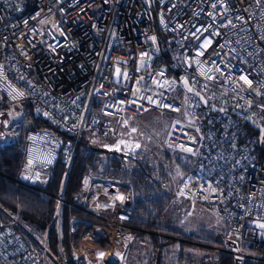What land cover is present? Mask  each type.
Instances as JSON below:
<instances>
[{"label":"built area","instance_id":"obj_1","mask_svg":"<svg viewBox=\"0 0 264 264\" xmlns=\"http://www.w3.org/2000/svg\"><path fill=\"white\" fill-rule=\"evenodd\" d=\"M213 2L0 0V118L11 105L29 102L32 107L23 121L22 159L12 180L18 186L94 218L73 219L76 244L77 234L81 236L84 230L94 228V224L107 230L110 220L102 217L106 213L99 212L107 206L116 218V242L128 241L131 246L134 236L130 229L125 233L132 218L127 205L131 196L121 192L118 186L95 182L89 176L84 177L81 191L72 201L48 193L45 187L59 159L71 158L74 140L83 132L108 131L105 118H138L149 110L182 115L184 105L177 93L188 79L209 104L228 112L220 114L212 113L209 107L202 109L200 138L195 144L189 139L187 129L174 128L167 152H180L183 144L193 148L195 158L194 168L184 175L176 195L186 199L189 214L201 208L214 213L227 225L223 247H216L217 251L231 255L235 264H244L246 260L264 262V229L258 227L264 223V138L260 142L258 135L243 128L248 118L264 124V0L260 4L256 0H226L229 18L243 19L233 20L235 28L221 27L219 31L223 35H217L198 57L200 61L217 60L221 65L230 61L217 82L201 77L202 68L193 63L199 41L182 39L181 32L174 30L183 25V36H188L194 30L193 24H210L209 14H216L211 7ZM205 36L207 32L201 40ZM162 39L180 72L178 76L170 75L168 67L157 64L164 53ZM229 40V48H236L239 59L229 48L223 49L227 54L220 57L213 53V49L221 51L217 45ZM54 44L57 46L53 51ZM185 58L193 63L192 67H188ZM116 68L121 74L127 73V77L121 75L117 79ZM241 69L252 81L251 86L240 80ZM161 72L163 76L159 75ZM193 76L199 84L193 82ZM160 80L167 81L170 87H158L155 81ZM138 81L149 87H140ZM205 84L207 90L201 91ZM138 87L142 95L163 93L164 102L171 107L140 101L146 110H138L136 105L114 109V101L119 107L118 102L131 100ZM94 101L99 102L103 120L92 115ZM201 104L195 103V114ZM37 119L54 128L38 127ZM182 188L185 195H181ZM212 188L216 189L215 193ZM6 215L0 214V264H44L41 252L30 246L26 233Z\"/></svg>","mask_w":264,"mask_h":264},{"label":"trees","instance_id":"obj_2","mask_svg":"<svg viewBox=\"0 0 264 264\" xmlns=\"http://www.w3.org/2000/svg\"><path fill=\"white\" fill-rule=\"evenodd\" d=\"M162 46L164 53L157 64L168 67L170 75L178 76L180 72L174 67L163 39ZM24 105L25 110L32 111L29 102H24ZM92 106V115L101 118L99 102L94 101ZM1 118H4L3 123H7L6 112ZM37 126L54 128L39 119ZM2 127L0 125V132ZM247 127L253 135H258ZM198 134L200 138L199 131ZM92 136L95 134L83 132L77 141L74 140L71 158L59 159L53 169V178L45 187L48 193L72 201L81 191L84 177L89 176L96 182L111 183L131 194L128 208L134 241L130 249V264H235L231 255L215 249L223 247V243L216 240L212 231L202 230L197 236L184 235L166 230L160 224L161 216L174 198L173 192L167 188L169 176L162 163L154 166L141 153L129 155L106 150L98 146ZM22 147L23 129L12 143L0 146V214L2 217L8 214L12 223L26 233L34 250H38L37 242L43 241L52 258L61 264H82L76 260L73 248L72 221L94 218L69 206L62 205L59 209L55 199L14 183L12 179L21 163ZM165 157L171 159L168 154ZM175 161L186 168L185 174L195 166L191 156H180ZM244 264L264 263L246 260Z\"/></svg>","mask_w":264,"mask_h":264},{"label":"rangeland","instance_id":"obj_3","mask_svg":"<svg viewBox=\"0 0 264 264\" xmlns=\"http://www.w3.org/2000/svg\"><path fill=\"white\" fill-rule=\"evenodd\" d=\"M177 97L184 105V112L180 116L161 113L157 110H149L138 118H133L131 116H126L122 119L116 117L108 118L109 130L104 133L102 132L101 135L95 134L92 138L98 146L106 150H115L126 154L129 152L133 154L141 153L147 156L154 166H157L159 163L163 164L169 176L167 188L174 194L170 207L160 218V224L166 230L195 236L202 230L212 231L216 234V240L222 241L223 243V240L227 236H225L227 225L220 221L214 213L201 208L196 210L193 214H189L186 199L176 195L178 186L185 175L186 168L177 165L175 160L180 156H191L194 161L195 158L192 153L185 151L168 153L167 146L169 148V139L174 128H176L174 126H180L185 130L187 129L189 139L195 138L197 143L199 139L197 131L199 120L202 109L205 108L202 103L198 110V114H195V102L197 98L189 94L183 86L178 90ZM91 109H93V106ZM27 112L29 111L25 110L24 103L14 104L6 109L7 123H4L0 132V146L12 143L21 134L23 121ZM124 121H127L126 125ZM103 122L106 124V121L103 120ZM132 128H135L136 132H131ZM121 141L124 142V144L121 145V150H116V146L120 144ZM137 143L140 145V148L134 149V145ZM105 145L109 147L106 148ZM125 145L127 146L125 147ZM165 154H168L171 159L165 157ZM119 190L121 191V189ZM121 192L127 193L125 191ZM130 199H132V196ZM130 201H128L129 204ZM95 204L96 203L93 205L94 209L96 208ZM61 206L62 205H59V209ZM93 208L92 210H94ZM96 210L97 209H95V211ZM99 212L102 214L106 213L105 216H101L108 218V220H110V225L107 226L106 232L101 229L103 228L102 226L94 224V228L84 230L81 236L77 234V244L73 238L75 256L78 257V261L82 264H130V249L132 245L130 246L128 241H125V244H118L116 242L115 235L117 231L114 227L116 218L113 216L112 209L105 206L99 210ZM129 229L130 224H128L125 229L126 234H128L127 232ZM37 244L38 251L43 255L44 264H61L58 260L56 261V259L52 258L43 241L37 242Z\"/></svg>","mask_w":264,"mask_h":264},{"label":"snow or ice","instance_id":"obj_4","mask_svg":"<svg viewBox=\"0 0 264 264\" xmlns=\"http://www.w3.org/2000/svg\"><path fill=\"white\" fill-rule=\"evenodd\" d=\"M257 4H260L262 2V0H256ZM176 5L173 4L172 8H175ZM211 7L216 10V14H209L211 15L212 19H211V23L208 25H192V29L189 31L188 36H183V25H179L177 27H174V30H179L181 32V36L182 39H188L190 41H199V43L196 44V53L195 56L193 57V63H195V65L197 67L202 68V70L200 71V76L204 77L205 79H207L208 81H212V82H217L220 80V76L224 75V68L229 67L230 61L228 63H224L223 65H221L220 63H218L217 60H206V61H200L198 59L199 56L204 54L205 49L212 43V40L217 36V35H223L222 33H220L219 29L221 27H229V28H235L236 25L233 22V20L236 21H241L243 18L241 16H237L234 18H229L230 17V12L228 10V6L226 3V0H214V2L211 4ZM222 17V19H220L218 21L217 17ZM163 23V20H162ZM207 32L208 36H205L203 40H201V36H203V34ZM153 40V42L155 41V37L151 38ZM231 41H225L222 44L217 45V47L221 50V51H216V49H213V53L217 56L220 57L221 55H226L227 53L223 52V49L225 48H229ZM238 43V42H237ZM57 45H52V50H55V47ZM181 47H183V44H181ZM229 51L231 53H233L234 55H236L237 59H239V55L237 54L236 48L232 47L229 48ZM146 55V53H141V56ZM212 53H209V56H211ZM123 63V62H121ZM185 63L188 64V67H192L193 63H189L187 58H185ZM204 65H207V67H203ZM146 66V65H145ZM213 67H215L216 72H213ZM123 75L125 78L127 77V73H123L121 74L120 69L116 68L115 69V76L117 79L120 78V76ZM153 76L156 75L155 73L152 74ZM159 75L163 76V72L159 73ZM144 78L141 77V81H143ZM192 80L194 83L199 84V81L197 80V78L195 76L192 77ZM240 80L243 81L244 84H248L249 86H251L252 81L248 78V76L246 74H244V70L241 69V73H240ZM141 81H138L137 84L140 87H144V88H148L149 86L147 84H142ZM156 85L160 88H167L170 87V85L168 84L167 81L164 80H160V81H155ZM185 86H187L188 81L185 80L184 81ZM140 87H138L136 89L135 92H133V98L131 100L128 101H124V100H120L118 102L119 107L117 106V103L114 101L113 102V107L116 110H123L124 106H128L131 107L132 105H136L138 110H146L143 108V105L140 104V101H145L148 104H152L158 107H171V105H168L164 102V98H163V93H159V94H155V95H142L140 94ZM208 85H204L203 88H201V91H205L207 90ZM187 91L189 93H192V95L194 97H199L200 101H196L195 103L198 105L199 102H203L205 104L206 107L209 108H213L214 110L217 111H223L222 108L219 109H215L214 105H211L208 103L207 100H205L204 97L200 96V91H193L192 87H188ZM239 90H237L238 92ZM105 95H107V93H105ZM107 108V105H106ZM113 115L115 114V111L112 113ZM209 123H211V120L209 121ZM124 124H127V121H124ZM176 127V126H174ZM197 131H199V129H197ZM131 132H136L135 128L131 129ZM181 135H185V133H181ZM192 143L195 144L196 143V139L195 138H190ZM124 142L121 141L120 144H118L116 146V150H121V145H123ZM127 145H125L126 147ZM105 147H109L108 145H105ZM170 147H173V145H170ZM140 145L137 143L134 145V149H139ZM180 150L181 151H185L188 153H193V148L191 146H185L183 144L180 145ZM129 155H132V152L128 153ZM207 187L211 188V185H207ZM184 188H187V183H185ZM216 189L212 188V192L215 193ZM185 191L182 188L181 189V195H185ZM188 194H192V193H188ZM119 199L123 200V197H118ZM205 199H207V197H205ZM259 228L264 229V223H260L258 225ZM103 255V254H101Z\"/></svg>","mask_w":264,"mask_h":264},{"label":"water","instance_id":"obj_5","mask_svg":"<svg viewBox=\"0 0 264 264\" xmlns=\"http://www.w3.org/2000/svg\"><path fill=\"white\" fill-rule=\"evenodd\" d=\"M185 80H187L188 81V84H187V86H185V84H184V81ZM184 81H183V83H182V85H183V87H184V89L187 91V88L188 87H192L191 86V84H190V82H189V80L188 79H185ZM193 88V87H192ZM193 91L195 92V91H197L195 88H193ZM188 92V91H187ZM189 93V92H188ZM189 94H191L192 95V93H189ZM193 96V95H192ZM200 96H202V97H204L203 96V94H201L200 93ZM197 99H199L200 100V98L199 97H196ZM202 102V101H201ZM203 103V102H202ZM204 104V103H203ZM204 107H206L205 106V104H204ZM215 109H219V107H217V106H215ZM223 109V111H217V110H214L213 108H211V112L212 113H226V112H228V109H224V108H222ZM247 123L253 128V129H255L256 131H258L259 132V140H260V142H262L263 141V138H264V127H262L261 125H258L252 118H248L247 119ZM128 204H129V202H128ZM76 260H78V257H76Z\"/></svg>","mask_w":264,"mask_h":264},{"label":"bare ground","instance_id":"obj_6","mask_svg":"<svg viewBox=\"0 0 264 264\" xmlns=\"http://www.w3.org/2000/svg\"><path fill=\"white\" fill-rule=\"evenodd\" d=\"M190 82V81H189ZM203 94V93H202ZM204 95V94H203ZM220 108V107H219ZM227 113V112H226ZM220 114H224V113H220ZM217 116H218V114H217ZM257 123V122H256ZM258 125H261L262 127H264V124H259V123H257ZM247 126H249L252 130H254V131H256L255 129H253L248 123H245L244 124V126H243V128L247 131V132H249V133H251L250 131H249V129H248V127ZM257 133H258V135H259V132L258 131H256Z\"/></svg>","mask_w":264,"mask_h":264},{"label":"flooded vegetation","instance_id":"obj_7","mask_svg":"<svg viewBox=\"0 0 264 264\" xmlns=\"http://www.w3.org/2000/svg\"><path fill=\"white\" fill-rule=\"evenodd\" d=\"M3 122H4V118H3V119H2V118H0V125H1V126H3V125H4V123H3Z\"/></svg>","mask_w":264,"mask_h":264},{"label":"crops","instance_id":"obj_8","mask_svg":"<svg viewBox=\"0 0 264 264\" xmlns=\"http://www.w3.org/2000/svg\"><path fill=\"white\" fill-rule=\"evenodd\" d=\"M107 119H108V118H105V119H104V121L108 122V120H107Z\"/></svg>","mask_w":264,"mask_h":264}]
</instances>
